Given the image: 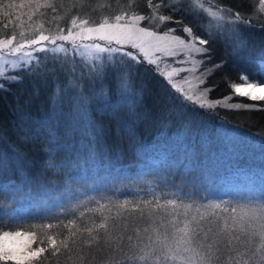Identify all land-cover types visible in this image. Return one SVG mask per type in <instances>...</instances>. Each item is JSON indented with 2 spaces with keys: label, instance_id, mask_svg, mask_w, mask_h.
<instances>
[{
  "label": "snow or ice",
  "instance_id": "obj_1",
  "mask_svg": "<svg viewBox=\"0 0 264 264\" xmlns=\"http://www.w3.org/2000/svg\"><path fill=\"white\" fill-rule=\"evenodd\" d=\"M247 2L248 15L221 0H0V91L26 79L34 95L52 87L44 132L20 139H44L42 173H65L42 188L56 211L21 217L0 201V264H264V180L220 194L184 163L187 151L127 175L94 118L110 116L116 136L135 141L149 121L187 134L198 110L264 112V52L225 76L228 96L211 99L207 86L227 63L208 66L213 45L243 59L241 26L264 16V0ZM12 151L19 170L32 167Z\"/></svg>",
  "mask_w": 264,
  "mask_h": 264
},
{
  "label": "trees",
  "instance_id": "obj_2",
  "mask_svg": "<svg viewBox=\"0 0 264 264\" xmlns=\"http://www.w3.org/2000/svg\"><path fill=\"white\" fill-rule=\"evenodd\" d=\"M227 2H230L227 6L234 11L245 15L250 13L247 0ZM260 23L264 20L253 19L252 27L241 26L247 40L243 59L234 58L231 49L226 52L221 46L217 47L216 53L212 51L209 67L222 59H226L227 63L208 77L207 86H214L211 99L228 96L231 89L225 76L235 80L240 69L251 70V61L264 52V27H260ZM9 88L8 92L0 91V130L3 132L0 154L7 158L0 167V201L6 200L4 208L21 217L42 214L49 209L56 211L54 201L42 194V188L56 185L65 173H42L40 165L45 158L44 139L40 136L27 142L20 139L25 135L33 136L38 131L44 132L52 87L41 88L39 95H34L28 80L12 84ZM242 99L235 97L232 102ZM145 104L149 105L148 99ZM189 115L193 118V127L187 134L178 131L176 123L149 121L139 125L135 141L128 140L123 133L117 137V122L110 116L94 113V118L106 129L107 152L127 175L145 170V161L158 160L164 153L184 159L187 151L188 159H184V163L194 166L198 174L202 173L218 193L227 192L229 196H235L243 195L253 187L259 188L264 180V112L249 114L218 108L215 114L198 110V113ZM21 117L27 118L23 122L27 132L20 130ZM12 147L24 154L31 162V168L18 169L12 159ZM229 196L223 198L228 199Z\"/></svg>",
  "mask_w": 264,
  "mask_h": 264
},
{
  "label": "rangeland",
  "instance_id": "obj_3",
  "mask_svg": "<svg viewBox=\"0 0 264 264\" xmlns=\"http://www.w3.org/2000/svg\"><path fill=\"white\" fill-rule=\"evenodd\" d=\"M227 1H228V0H221V2H222L223 4L228 5L227 3H230V2H227ZM257 3H258V0H257ZM145 9H146V3H145V2H141V4H140V10H141V11H144ZM261 19L264 20V16H262ZM170 24H172V23H170ZM170 24H169L170 27H176L175 24L172 25V26H171ZM177 34L183 35L182 30L179 31V33H177ZM218 46H220V45H218V44H217V45H213V52H215V53L217 52V47H218ZM162 67H163V65H162ZM26 81H27V79H26ZM29 84H32V83L29 82ZM32 89H33V86H32ZM146 99H148V103H149V105H151V104H152V96H151V95H148V96L145 97V100H146Z\"/></svg>",
  "mask_w": 264,
  "mask_h": 264
}]
</instances>
